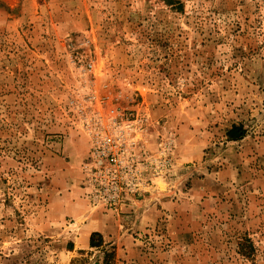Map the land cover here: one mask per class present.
<instances>
[{"label":"rangeland","instance_id":"1","mask_svg":"<svg viewBox=\"0 0 264 264\" xmlns=\"http://www.w3.org/2000/svg\"><path fill=\"white\" fill-rule=\"evenodd\" d=\"M97 126L168 162L121 212ZM0 264H264V0H0Z\"/></svg>","mask_w":264,"mask_h":264},{"label":"built area","instance_id":"2","mask_svg":"<svg viewBox=\"0 0 264 264\" xmlns=\"http://www.w3.org/2000/svg\"><path fill=\"white\" fill-rule=\"evenodd\" d=\"M94 131L85 162L86 183L91 188L88 199L93 208L121 212L150 187L152 178L167 172L168 162L136 149L133 142L127 146L122 131L117 136L98 126Z\"/></svg>","mask_w":264,"mask_h":264},{"label":"crops","instance_id":"3","mask_svg":"<svg viewBox=\"0 0 264 264\" xmlns=\"http://www.w3.org/2000/svg\"><path fill=\"white\" fill-rule=\"evenodd\" d=\"M153 201H151L152 203ZM162 204V203H161ZM168 203L162 204L163 206H167ZM147 207V208H146ZM145 208H142L141 211L139 210V212L137 213V220L138 218L140 219V224H144L145 221L144 219L147 217H153L155 218L157 215V210L158 209V204H153V205H148ZM137 220L135 222V224L137 223ZM144 221V222H143ZM146 224V223H145ZM92 225V224H91ZM110 226L107 227V223L105 221H101V223H98L97 226H91L90 230L87 232V235L83 238L84 240H82V247L81 249H84L86 246L88 247L89 245V237L91 235V233L97 232L100 235L105 233V230L109 229Z\"/></svg>","mask_w":264,"mask_h":264},{"label":"trees","instance_id":"4","mask_svg":"<svg viewBox=\"0 0 264 264\" xmlns=\"http://www.w3.org/2000/svg\"><path fill=\"white\" fill-rule=\"evenodd\" d=\"M245 130L241 126L231 125L230 128L226 131V136L230 141H237L242 139L245 136ZM245 242H248V240H245ZM103 244V238L102 236L97 233H91L89 237V247L90 248H98ZM251 246V244H249ZM112 252L107 254L105 258H111ZM106 255V254H105ZM109 255V256H108ZM250 257V256H245Z\"/></svg>","mask_w":264,"mask_h":264},{"label":"bare ground","instance_id":"5","mask_svg":"<svg viewBox=\"0 0 264 264\" xmlns=\"http://www.w3.org/2000/svg\"><path fill=\"white\" fill-rule=\"evenodd\" d=\"M87 235V232H85L84 237Z\"/></svg>","mask_w":264,"mask_h":264}]
</instances>
